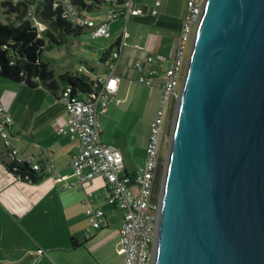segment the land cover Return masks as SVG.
<instances>
[{"label":"water","instance_id":"95a60500","mask_svg":"<svg viewBox=\"0 0 264 264\" xmlns=\"http://www.w3.org/2000/svg\"><path fill=\"white\" fill-rule=\"evenodd\" d=\"M153 264H264V0H206L174 111Z\"/></svg>","mask_w":264,"mask_h":264},{"label":"built area","instance_id":"2783aa9c","mask_svg":"<svg viewBox=\"0 0 264 264\" xmlns=\"http://www.w3.org/2000/svg\"><path fill=\"white\" fill-rule=\"evenodd\" d=\"M13 5L22 2L25 5L20 21H28L35 26L38 35H43L47 27L41 19V13L48 7L57 16L72 27L88 30L92 38L109 37V23L123 18L119 28L116 47L100 59L105 75H97L90 93H71L64 89L58 94V100L64 106V121L57 132L78 139V145L65 165L71 168L69 175L59 173L54 164L47 162L40 166L33 156L23 157L12 142L9 127L12 118L8 110L0 104V149L17 163L27 162L36 172L51 175L62 189L82 184L96 175H102L107 183V201L122 211L119 227L118 252L121 264H153L157 226L160 212V186L155 180L161 162V147L164 128L171 109L175 111L180 97L181 84L186 71L195 29L200 21L206 0H185V9L170 57L146 52L116 73L120 63L121 51L128 37L126 23L131 17L144 14L133 5L132 0H10ZM158 4V1L155 3ZM106 7L99 17L91 12ZM156 8L150 13L156 14ZM137 73L136 82L160 92V98L154 118L150 123V134L145 146V156L132 172L123 166L122 151L102 140V128L99 117L104 115L110 103H122L124 98L117 95L119 82L127 78L133 81L132 74ZM162 178V176H161ZM91 193H86V198ZM84 213L93 227H100L105 217L103 209L81 202Z\"/></svg>","mask_w":264,"mask_h":264},{"label":"crops","instance_id":"0c3cea01","mask_svg":"<svg viewBox=\"0 0 264 264\" xmlns=\"http://www.w3.org/2000/svg\"><path fill=\"white\" fill-rule=\"evenodd\" d=\"M132 2L144 14L131 17L126 23L128 37L116 73L146 52L170 57L185 9V0ZM152 8H156V14L150 13ZM115 21L109 23L110 36L102 52L117 39L120 26L117 27ZM171 30L175 31V36H172ZM97 75L104 76L105 70L94 74ZM136 77L137 73L133 72V81L124 78L119 82L117 95L124 98V102L126 89L136 82ZM0 85L17 89L18 92V96L10 101L0 95V104L10 113L11 139L21 155L25 158L33 156L42 167L51 162L59 173L69 175L71 168L65 162L75 152L78 139L57 132V127L64 121L62 102L53 92L40 85L27 87L1 76ZM103 117L101 115L99 119ZM127 136L120 141L119 138L105 135L102 128V140L122 151L124 169L132 172L143 162L146 144L138 149ZM71 179L70 175L66 177V180ZM88 192L91 196L86 198ZM107 193V183L102 175L94 176L80 187L67 189H62L47 174L36 183H28L6 169L0 149V211L7 212L2 213L6 217L3 227L7 230L4 233H12L9 240L21 248L20 257H26L24 264H121L118 240L122 211L107 201ZM83 200L103 209L105 217L100 227L90 224L81 205ZM91 226L93 229H90ZM71 236L80 242L77 247L71 246ZM47 238L54 243V249L48 250L49 257L44 252H38L42 249L41 242Z\"/></svg>","mask_w":264,"mask_h":264},{"label":"rangeland","instance_id":"374dc122","mask_svg":"<svg viewBox=\"0 0 264 264\" xmlns=\"http://www.w3.org/2000/svg\"><path fill=\"white\" fill-rule=\"evenodd\" d=\"M106 10V7H102L100 10L91 12V15L99 17ZM4 17L0 4V20L4 19ZM123 22V18H118L115 21V25L119 27ZM171 33L172 36H175L174 30H171ZM107 41V37L92 38L88 30H81L77 34L67 35L66 43H51L50 46L46 43L41 52V59L47 63L58 83L60 82L59 75L64 73L73 75L74 73L82 72L94 78L96 72L103 73L105 69L100 56L102 47ZM0 95L10 101L11 98L18 96V92L17 89L0 85ZM159 98V91L155 88L136 82L129 85L126 89V101L118 105L110 103L103 119H99L105 135L115 139L119 138L120 141L123 140L124 136L128 135L129 141L131 143L134 142V146L138 149L143 148L150 134V123L154 118ZM173 118L174 110L172 108L167 116L164 128L160 162L161 176L169 145ZM0 213V264H24L26 257H20L22 254L21 248L14 241L9 240L12 233L10 231L7 234L4 233L7 230L3 227L6 217L2 213L7 212L0 211ZM90 229H93V227L91 226ZM41 243L42 249L38 252H44V255L49 257L48 250L54 249V243L49 238Z\"/></svg>","mask_w":264,"mask_h":264},{"label":"trees","instance_id":"16d2710c","mask_svg":"<svg viewBox=\"0 0 264 264\" xmlns=\"http://www.w3.org/2000/svg\"><path fill=\"white\" fill-rule=\"evenodd\" d=\"M2 13L5 16L0 20V76L11 81L19 82L27 87L40 85L51 91L58 98L59 92L69 89L71 93H90L93 89L94 79L84 73H64L59 75L58 83L46 62L41 59V52L46 43L63 44L67 35L77 34L80 27H72L63 21L57 14L46 7L41 13V19L47 27L43 35L39 36L37 28L28 21H20L25 5L19 2L15 5L10 0H1ZM116 47V42L110 44L100 56ZM61 83V84H60ZM2 163L6 169L17 178L28 183L38 182L46 173L36 172L27 162L17 163L14 158L8 157L3 149ZM161 166L157 172L155 187L158 188L161 180ZM72 247L80 242L71 236Z\"/></svg>","mask_w":264,"mask_h":264}]
</instances>
